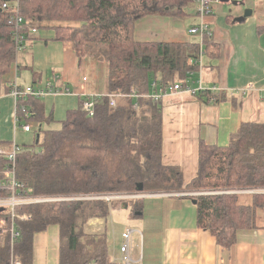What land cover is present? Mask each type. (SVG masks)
I'll return each mask as SVG.
<instances>
[{
  "label": "trees",
  "instance_id": "1",
  "mask_svg": "<svg viewBox=\"0 0 264 264\" xmlns=\"http://www.w3.org/2000/svg\"><path fill=\"white\" fill-rule=\"evenodd\" d=\"M7 3L4 8L3 3ZM191 0H0V95L9 93L16 66L15 41L10 17L17 13L29 28L48 29L53 40L69 42L76 56H91L107 69V93L134 91L137 98L123 97L114 107L106 95L95 99L89 115L81 107L68 109L55 120L41 98H22L16 103L21 122L38 124L39 137L19 146L15 157L16 178L32 195L75 196L132 193L138 185L148 192H188L264 188V120L242 122L226 146L201 142L196 175L185 184L177 165L163 162L162 103L149 94L183 85L190 63L199 55L197 42L140 41L134 36L137 22L147 16H183ZM209 42L210 37H203ZM35 72V71H34ZM37 74V72H35ZM200 100L222 98L211 89L193 94ZM137 102L138 109L134 108ZM26 113H28L27 117ZM58 122L56 128H42ZM9 150L11 142L0 140ZM38 148V149H36ZM10 166L0 154V176ZM198 226L209 230L219 244L229 247L241 229L256 228L264 210V193L199 194ZM118 201L66 200L23 205L17 208L27 219L15 220L20 235L10 241L0 230V264H32L34 235L51 224L59 227V264H120L109 254L107 219ZM132 212L138 200L124 201ZM11 223L8 210L0 221ZM102 222L91 231L93 220Z\"/></svg>",
  "mask_w": 264,
  "mask_h": 264
},
{
  "label": "crops",
  "instance_id": "2",
  "mask_svg": "<svg viewBox=\"0 0 264 264\" xmlns=\"http://www.w3.org/2000/svg\"><path fill=\"white\" fill-rule=\"evenodd\" d=\"M190 4L183 16L144 17L134 32L140 41L197 42L199 55L190 60L197 67L188 72L186 82L197 87L201 79L203 88L222 98L215 102L214 98L203 101L184 91L161 93L163 162L179 166L185 184L196 175L201 142L226 146L242 122L264 120V0H220L212 4V13L204 17L211 30L209 42L189 32L201 20L195 4ZM223 6L230 8L226 12ZM246 9L251 13L244 16ZM53 36L51 31L28 37L25 49L16 55L13 81L19 85L68 86L71 95L43 98L45 112L52 113L56 101L65 102L68 110L78 106L76 102L79 104L83 94L107 93L105 63L91 56H76L69 42L55 41ZM42 65L51 67L50 75L38 73ZM21 68L28 72L21 74ZM248 85L252 89L243 91ZM17 124L14 99L3 93L0 139L12 141ZM7 125L11 129L5 133ZM160 193L129 199L139 201L140 209L135 212L131 205L124 207V201L111 209L109 217L112 211L119 213L117 219H111V225L106 224L113 262L119 263L121 232L126 227H136L142 235H134L133 253L141 256V264H264V224L239 230L235 243L225 247L209 230L198 226L194 196ZM259 216L264 217V210L259 211ZM101 226L97 219L89 224L91 231ZM59 242L56 224L36 233L32 264H59Z\"/></svg>",
  "mask_w": 264,
  "mask_h": 264
},
{
  "label": "built area",
  "instance_id": "3",
  "mask_svg": "<svg viewBox=\"0 0 264 264\" xmlns=\"http://www.w3.org/2000/svg\"><path fill=\"white\" fill-rule=\"evenodd\" d=\"M15 4V7L18 5V0H11ZM197 8V15L200 17V22L191 27L189 32L191 34L199 35L202 39L204 36L211 37V30L209 25L205 22L204 17L210 15L212 13V4L220 2V0H191ZM4 8H7V3L4 2L2 5ZM10 22L13 25L12 28V37L15 41V52L16 55L21 50L25 49V43L28 40V37L37 33L38 29L36 27L29 28V35L25 33L23 27V18L18 16L17 13L10 17ZM83 80H86L83 77ZM204 89L202 86L201 79L199 80V84L197 87H191L187 82L183 85L181 82H176L168 89L159 88L158 92L151 93L148 96L154 99H161L162 94L166 93V91H184L190 94H195L199 90ZM252 89L251 85H248L244 88L243 91H247ZM13 97L15 103V119L18 125L22 128L23 131L29 132L30 125L29 123L21 122L19 124V119L16 116V103L19 99L32 97V98H45L46 96H56V95H71L72 90L66 85H56L54 83H45L43 85H19L16 81H13L11 84V90L8 93ZM106 95L109 100V105L114 107L119 98L123 97H131L137 98L139 95L134 91L129 93L122 92H111V93H102V94H83L80 96L82 98L81 107L84 111H86L89 115L93 114L95 99L97 97ZM134 108L138 109L137 102H134ZM28 113H26V116ZM19 151V145L16 143L11 144V148L6 150L4 148H0V154L5 155L10 162V166L3 171L2 176H0V210H8L9 215L11 217V223L9 226L6 225L5 220L2 219L0 221V230L1 234L4 232L9 233L10 241L13 244L14 239L19 237L20 233L15 228V220L27 219L28 215L20 214L17 211V208L28 205V204H36V203H45V202H55V201H66V200H87V199H100L105 200L107 202L111 201H126L129 199H138L148 195L153 194V192L147 191H134L132 193H105V194H94V195H75V196H52V195H32L26 189L24 183L20 182L16 178V173L14 169L15 157L17 152ZM160 193V192H159ZM217 193H235V194H254V193H264V188H244V189H233V190H195L188 192H161L163 195H189L196 196L199 194H217ZM142 235L141 230L136 227H126L121 232V242L119 244V263L120 264H141V256H135L133 253L134 250V235ZM11 264H21V261L17 258H12Z\"/></svg>",
  "mask_w": 264,
  "mask_h": 264
},
{
  "label": "rangeland",
  "instance_id": "4",
  "mask_svg": "<svg viewBox=\"0 0 264 264\" xmlns=\"http://www.w3.org/2000/svg\"><path fill=\"white\" fill-rule=\"evenodd\" d=\"M192 3V2H191ZM192 4H194V3H192ZM191 4H189V6H190ZM188 6V7H189ZM232 6V5H231ZM195 7L197 8V6L195 5ZM195 8V9H196ZM223 8H225L226 9V12L228 11V9L230 8V7H228V6H226V7H224L223 6ZM199 17V16H198ZM197 17V19L199 20V18ZM45 31H48V29H38V32L36 33V36L38 35V36H44V35H46V34H48V32H51L50 30L48 31V32H45ZM195 35H191V37H193V39H195L196 37H194ZM37 54V56L39 55V52H37L36 53ZM41 69H42V71H41V69H39V71H38V73L40 74V73H42V76L44 77L46 74H48V75H50L51 74V67H45V66H41L40 67ZM24 72H28V71H26V69L25 68H21V70H20V73L21 74H23ZM51 97H53V96H51ZM49 98H47V101H52L53 100V98H51V100H48ZM74 102V101H73ZM73 102H71V103H73ZM49 103H51V102H49ZM57 104V105H56ZM55 105H56V108H55V112H53V114H52V116H53V118L55 119V120H61V119H63L64 117H65V114H66V111H67V107H66V103L65 102H63L62 100H60V101H56V103H55ZM78 105V103L76 102V105L75 106H77ZM70 107H73L74 106V104H71V105H69ZM74 106V107H75ZM49 111L50 110H48V112H46L47 114H49ZM29 125H30V131L29 132H24L22 129H21V127L17 124L16 125V131H14V138L12 139V141L15 139V141H11L10 139H0V140H4V141H8V142H11V144L12 143H16V144H18L19 146H21V145H23V144H27V145H29V144H32V142L34 141V140H36V136H37V134H39L38 132V124L37 123H35V122H30L29 123ZM59 126V123L56 121V122H52L51 124H49V125H46V124H42V128H56V127H58ZM1 127H2V125H1ZM11 128H9V125H7V127L6 126H4V129H3V131L6 133V131L8 132V130H10ZM36 149H38V148H36ZM119 202V201H118ZM120 203V202H119ZM118 203V204H119ZM112 214L110 215V217H108V219H107V222H108V225H111V219L112 220H115V219H117L118 218V215H119V213L118 212H114V211H112L111 212ZM256 223L260 226V225H262V224H264V217L263 216H259L258 217V219H257V221H256ZM120 225H122V223H119V226Z\"/></svg>",
  "mask_w": 264,
  "mask_h": 264
},
{
  "label": "water",
  "instance_id": "5",
  "mask_svg": "<svg viewBox=\"0 0 264 264\" xmlns=\"http://www.w3.org/2000/svg\"><path fill=\"white\" fill-rule=\"evenodd\" d=\"M251 13V9H246L244 11V16H247ZM241 18H237V20H240ZM39 137V134H37L36 138ZM136 191H142V185H138ZM194 203H196V200H194ZM124 207H127V205H124ZM2 210V209H1Z\"/></svg>",
  "mask_w": 264,
  "mask_h": 264
}]
</instances>
